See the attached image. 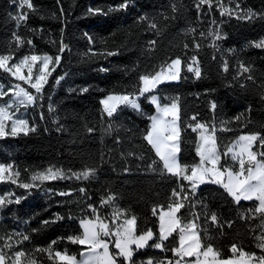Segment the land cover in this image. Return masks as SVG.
<instances>
[{"label":"trees","instance_id":"trees-1","mask_svg":"<svg viewBox=\"0 0 264 264\" xmlns=\"http://www.w3.org/2000/svg\"><path fill=\"white\" fill-rule=\"evenodd\" d=\"M125 2L127 8L119 9ZM222 2L235 7L234 4L229 5L228 0ZM32 3L36 12L26 8L21 10L11 0H0V55H13L14 60L10 63L32 54L55 57L61 37L71 51L66 49L63 53L60 65L45 86L43 99L26 109L30 126H34L36 131L16 136L8 132L0 137V163L11 164L14 170H19L18 182H30L32 174L45 172L48 168L63 169L69 174L95 168L97 178L89 181L75 178L37 181L38 187L32 189H23L10 181L0 182V197L11 194L13 201L20 198L19 203L6 204L0 210V234L15 230L30 236L29 241L13 251L23 249L32 253L34 248H46L56 241L52 245L54 252L67 249L69 254L79 259L84 248L70 243L67 238L82 233L81 218H92L88 205L95 207L100 217L108 222L111 221L113 206L125 210L129 217H137L138 235L151 228L158 238L159 215L154 216L152 210H166L172 199V190L179 191V187L176 177L160 175V163L155 165V172L148 168L153 159L158 160L143 139L151 123L148 117L155 114V107L145 97L139 100L142 112L122 107L111 118L115 124L121 125L120 130L105 135V122L108 125L110 120L103 113L100 102L109 94L133 92L139 75L159 70L160 66L176 57L187 62L196 55L202 70L199 80L182 71L180 81L163 84L156 90L161 97L178 95L181 98L179 159L182 164L191 165L199 161L194 151L198 133L185 126L191 115H197V120L209 125L216 124L222 165L230 162V156L224 157L223 153L240 135L260 133L264 136V87H261L264 85V49L252 46L264 39V19L261 18L264 16V0H238L243 12L250 10L257 14L251 20L221 16L215 0L211 11L207 5L198 9V0H32ZM173 3L177 7L175 12L171 7ZM89 8L101 9L105 14H89ZM112 8L118 10L108 11ZM25 11L28 20L17 27L13 17ZM141 16L154 19L159 35L150 30L146 22L140 21ZM190 28H195L196 32L189 33ZM210 30L219 31L223 37L216 42L220 46L219 52L209 46L212 42L207 36ZM201 32L205 37L200 36ZM85 33L92 37V44H89ZM14 34L25 41L31 40L32 44L18 46ZM152 40L156 43L149 49L148 42ZM194 40L201 45L200 49L194 48ZM90 48L97 55L89 53L85 57L84 53ZM230 49L235 52L227 51ZM104 51H118L119 54L107 58L98 55ZM221 53L229 64L227 73L223 72ZM239 62L252 69L253 80L233 79ZM100 68L109 71L102 72ZM59 76L65 78L56 85L54 81ZM184 76L188 78L184 79ZM0 83H19L35 94L34 89L13 79L2 69ZM241 83L245 87H241ZM83 88L88 91H80ZM211 102L217 105L214 112L210 108ZM89 128L93 129L91 133ZM221 128L231 130L223 131ZM117 136L120 137L119 144L115 143ZM258 149L259 141L253 150ZM129 153L135 155L129 156ZM140 156H143L142 160ZM180 182L188 191V182ZM80 188L85 191L80 192ZM61 192L70 195L61 196ZM109 194L115 196L113 204L102 205V198L106 199ZM189 198L199 202L194 208L186 206L181 210L178 215L182 223L193 220L192 213L198 214L202 243L219 250L221 258L233 255L230 249L234 244L245 252L257 256L264 254L256 247L255 239L262 231L258 227L262 217L256 214L249 218L252 214L247 213V209L254 208L258 202L241 201L236 205L220 186L210 183L199 186L194 198L189 192ZM213 213L218 217L216 222L210 220ZM57 215L63 219L56 220ZM53 220L54 223H43ZM155 242L157 239L154 238L149 243ZM164 244L167 249L178 246V233ZM110 248L116 251L112 241ZM35 255L41 264H53L46 254ZM149 257L174 259L171 251L162 252L151 247L136 254L139 260Z\"/></svg>","mask_w":264,"mask_h":264},{"label":"snow or ice","instance_id":"snow-or-ice-1","mask_svg":"<svg viewBox=\"0 0 264 264\" xmlns=\"http://www.w3.org/2000/svg\"><path fill=\"white\" fill-rule=\"evenodd\" d=\"M13 4L18 5L19 9H27L32 12H36L32 0H11ZM216 6L220 10L221 16H235L237 19L251 20L257 14L251 12H243L240 9L238 0H228L229 5H235L234 8L226 6L222 0H215ZM203 5H207L209 11L213 7V0H198L197 8H201ZM127 2L121 4L119 9L127 8ZM172 11H177L176 4L171 5ZM118 9L112 8L108 11H116ZM89 14H105L101 9H88ZM16 20L17 27L21 22L28 20V13L22 12L21 14L13 17ZM264 19V16L261 17ZM165 19H168L165 16ZM140 21L146 22L147 27L150 30L156 31L159 35V29L156 22L149 20L147 16H141ZM215 24V21H213ZM32 31H37L33 29ZM63 31V30H62ZM188 32L194 34L195 28L188 29ZM85 36L92 44V37L85 33ZM201 37H205V33H200ZM211 37V44L209 45L214 51L219 52L220 46L216 42L223 39L219 31L210 30L207 34ZM15 42L18 46H22L27 43L32 44L31 40L25 41L19 35L14 34ZM55 43V41H52ZM149 49L155 45L156 41H149ZM253 47L257 49H264V39L255 42ZM184 47L187 49L188 45ZM201 45L194 40V48L200 49ZM71 51L68 45L64 44L61 37L58 55L55 57L51 55H25L18 62L10 63L14 60V56L11 54L0 55V69L5 73L10 74L11 77L17 81H22L29 85L31 89L35 90V94L29 91L27 88L22 87L19 83L14 87H10L8 91H4V86L0 85V97L7 96L10 92L13 93V99L6 105H0V137L9 134L6 129L8 123L10 124V134L13 136L24 134L28 135L29 132H35L34 126L30 127L29 121L23 118L24 113L20 112L23 107L25 110L31 106H35L38 100L43 99V92L45 86L49 82V77L55 72L56 67L61 63V57L65 50ZM234 53V49L227 50ZM91 53L93 56L97 53L92 52L90 48L84 53L85 57ZM118 51H104L98 53L102 57H111L118 55ZM215 59V56H213ZM222 68L223 72L229 71V64L227 59L223 57ZM39 64V68L34 73L33 69ZM51 66V67H50ZM27 74L25 75V71ZM102 72H107L109 69L100 68ZM134 70V69H133ZM182 71L192 74L197 80L202 77V70L199 60L196 55L189 58V61H182L180 57L172 59L170 63H165L159 67V70L154 72H148L138 76L137 84L133 85V92H125L123 94H109L103 100V113L109 118L110 122L107 127L103 129L105 135H111L114 131L118 132L121 125L115 124L111 118L114 114L118 113L121 108H131L134 111H141V105L139 100L141 97H145L149 100V103L155 106V114L148 117L151 121L149 129L143 136V139L154 150L155 156L158 158L153 159L148 165V168L155 172L157 171L155 165L160 163L162 166L159 170L160 175L170 174L177 178L179 191L172 190V199L167 206V210L160 209L159 220V233L158 238L155 237L151 228L144 230L141 234H137V217L126 215L125 210H121L113 206L111 215V221L108 222L105 218L100 217L97 209L92 205H88L91 209L92 218L84 217L79 220L82 233L76 236H69L67 240L72 244L85 246V249L80 252V259H77L76 255L69 254L67 249L63 252L53 251L52 245L56 244V241H52L51 244L44 248H34L32 253H28L23 249L15 250L18 246L23 245L26 241L30 240V236L23 231H12L7 234H0V264H41L37 259L36 253L46 254V258L53 262V264H264V254L257 256L255 253H248L243 251L242 247L238 248L235 244L231 247L230 251L233 254L229 258H221L219 250L214 249L211 244L205 246L201 241L200 231L201 226L197 222L199 215L192 213L194 219L188 222H183L178 215L182 209L186 206L194 208L196 203L194 199L189 198V192L194 198L197 189L200 185L207 183L220 186L232 201L236 205H240L241 201H256L258 202L254 208L247 209V213H251L254 218L256 214H259L261 219L260 227L262 229L259 236H256V247L262 250L264 253V136L260 133H249L240 135L230 146L226 148L223 153L224 157L230 156V162L221 164V152L219 151L217 144V126L215 123L209 125L207 122H201L197 120V115H191L186 128H191L193 132L198 133V143L195 145V154L199 157V161L189 164H182L179 159L180 153V139H181V103L180 96H164L161 97L156 93V90L165 83L178 82L182 79ZM252 69L249 66H245L242 62L237 65V72L233 79L244 78L245 81L253 80L250 74ZM248 74V75H245ZM64 76L55 78V84L59 85L64 79ZM187 79V76L183 77ZM241 87H245L244 83H241ZM261 87H264L262 85ZM72 91V90H70ZM80 91L87 92V88H83ZM217 105L215 102L210 103V108L214 112ZM14 109V111H13ZM51 106L49 111H51ZM17 113H20L17 116ZM43 113H41V119H43ZM239 120V117H236ZM195 121V123H191ZM222 124L224 122H221ZM59 130V129H58ZM223 131H230L229 128H221ZM92 128L88 129L91 133ZM259 141V149L254 151L253 148ZM120 137L117 136L115 143L119 144ZM129 156L135 155L129 153ZM139 159H143L140 156ZM103 156L101 157V163H103ZM128 169H125L127 171ZM97 169L86 168L80 172L65 173L63 169L48 168L45 172H36L31 175L30 182H18L20 177L19 170H14L13 165L0 163V182L10 181L13 184H17L23 189H32L38 187L37 181H54L62 179H72L89 181L90 179H96ZM180 181H187L189 190H185V185ZM80 192H84V188L79 189ZM183 194V195H182ZM61 196L70 195L68 192L59 193ZM115 196L109 194L101 203L104 206L113 204ZM19 203L20 198H16L14 201L9 197H0V210L6 204ZM207 206L205 205V216H207ZM153 215H157V209L153 208ZM244 215V214H242ZM71 219V217H69ZM63 219L57 215L56 220ZM218 219L215 213L211 214L210 220L216 222ZM53 221H44L45 225L54 223ZM33 231H36L35 229ZM174 233H178V246L171 249H167L164 242L167 241ZM110 238V239H106ZM157 239V242L150 244V241ZM211 239V237H208ZM110 240L114 242V248L116 251H110ZM135 246V247H133ZM159 249L162 252L171 251L174 259H154L147 258L145 260H139L136 258V254L141 250L147 248ZM11 253V255H9ZM195 257L194 260H186L185 258Z\"/></svg>","mask_w":264,"mask_h":264},{"label":"rangeland","instance_id":"rangeland-1","mask_svg":"<svg viewBox=\"0 0 264 264\" xmlns=\"http://www.w3.org/2000/svg\"><path fill=\"white\" fill-rule=\"evenodd\" d=\"M51 67V66H50ZM39 68V64L36 66V68H34L33 69V71H34V73L36 72V70ZM25 71V75L27 74V70L25 69L24 70ZM13 78V77H12ZM13 79H15V78H13ZM16 80V79H15ZM20 82H22V81H20ZM24 83V82H23ZM170 83H176V82H170ZM25 84V83H24ZM166 84V83H165ZM0 85H3L4 86V91H8V89L10 88V87H14V84H4V83H0ZM26 86H29V85H27V84H25ZM30 87V86H29ZM12 99H13V93H9L7 96H4V97H0V105H6V104H8L9 102H11L12 101ZM151 104V103H150ZM152 105V104H151ZM152 106H154V105H152ZM155 107V106H154ZM13 111H14V109H13ZM20 112L21 113H24V115H23V118H25V119H27L28 121H29V114H28V111L27 110H24V108L22 107L21 109H20ZM20 115V113H17V116H19ZM105 116H106V114H105ZM107 117V116H106ZM8 123V128L6 129V131L7 132H10V124H11V122L9 121V122H7ZM29 125H30V123H29ZM31 127V126H30ZM105 127H107V122H105Z\"/></svg>","mask_w":264,"mask_h":264},{"label":"crops","instance_id":"crops-1","mask_svg":"<svg viewBox=\"0 0 264 264\" xmlns=\"http://www.w3.org/2000/svg\"><path fill=\"white\" fill-rule=\"evenodd\" d=\"M148 102H149V100H148ZM151 124V123H150ZM151 147V146H150ZM154 151V150H153ZM201 186V185H200ZM167 210V209H166ZM153 211V210H152ZM159 212H160V209H157V213H158V215H159ZM113 244H114V242H113ZM82 246V245H81ZM84 249H85V246H82ZM133 247H135V246H133ZM115 249V248H114ZM110 251H111V248H110ZM193 258H195V257H193ZM80 259V258H79Z\"/></svg>","mask_w":264,"mask_h":264},{"label":"built area","instance_id":"built-area-1","mask_svg":"<svg viewBox=\"0 0 264 264\" xmlns=\"http://www.w3.org/2000/svg\"><path fill=\"white\" fill-rule=\"evenodd\" d=\"M106 239H110V238H106ZM111 241V240H110ZM186 260H194L195 258L193 257H189V258H185Z\"/></svg>","mask_w":264,"mask_h":264}]
</instances>
